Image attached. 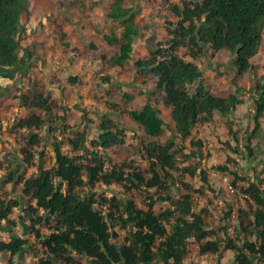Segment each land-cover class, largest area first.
I'll list each match as a JSON object with an SVG mask.
<instances>
[{
	"label": "trees",
	"instance_id": "trees-1",
	"mask_svg": "<svg viewBox=\"0 0 264 264\" xmlns=\"http://www.w3.org/2000/svg\"><path fill=\"white\" fill-rule=\"evenodd\" d=\"M29 7V0H0L2 69L20 65L21 21L29 16ZM168 8L171 13L167 22L169 39L159 41L155 47L147 46V54L133 60L136 41L142 32L138 22L141 6L136 3L128 6L125 0L111 1L106 17L117 22L121 30L110 31L104 39L107 44L118 46V52L112 57L106 53L100 56L101 61L114 68L133 65L137 77H150L152 88L162 92L164 103L171 107L174 137L166 142L152 140L144 148L150 177L140 170L126 171L110 157H105L108 149L126 141L123 128L107 114L101 116L94 140L89 141L84 131L69 136L68 146L56 140L53 163L45 167V154L39 149L48 145L53 132L50 126L54 115L52 104L36 89L21 96L19 110L36 109L44 117L33 112L10 126L13 134L21 139L17 141L20 159L5 170L0 166V170L7 175V182L21 187V192L15 200L2 201L0 197V235L4 232L8 237L0 240V253L14 257L30 249L32 264H82L77 261L78 257L88 264H184L189 244L196 242L202 255L218 254L223 247L237 253L235 264H264L263 178L250 182L231 171L227 164L235 162L232 157H228L225 165L216 166L214 169L224 176V173L233 176L232 180L228 177L236 189L233 196L238 199L241 195L247 196L237 208L232 205L226 210L218 208L223 213L218 222L211 221V205L195 208L191 195L193 186L183 179L179 182L186 192L173 195L171 191L177 183L175 171H181L182 176L197 175L198 166L180 168L181 161L197 155L210 156L201 154V141L192 142L196 150H191L190 154L184 152V142L192 137L195 126L214 121L216 114L229 117L240 102L236 94L220 96L210 91L195 61L207 51L216 55L225 50L234 55L240 75L249 72L250 59L263 40L264 0H181L180 3L170 1ZM90 47L97 49L93 43ZM180 49L185 51L183 55ZM28 56L27 69H30V51ZM103 80L110 82L109 77ZM262 80L263 84H257V98L253 102L255 126L245 139L249 156L254 155L252 140L264 119V77ZM67 81L79 84L80 77L70 76ZM2 95L0 91V97ZM124 97L132 99L127 94ZM111 107L117 112L116 106ZM120 114H126L148 137H159L164 132L160 111L150 102L141 109L118 110ZM232 125L228 123L229 134L239 144V133ZM44 126L47 130L42 135ZM32 171H36L35 176H29ZM199 177L210 189L208 173L201 170ZM115 184L123 191L120 198L104 197L98 192ZM151 189L161 194L155 196ZM202 189L203 186L194 191L202 193ZM133 190L147 195L148 202H144L143 207L138 205ZM158 202H167V208L157 212ZM15 209H21L29 219L27 223L20 218V224L27 234L33 235L35 243L13 230L16 222L11 215ZM42 219L47 223L54 221L46 235L37 228ZM230 225L236 229L234 238L227 235ZM251 236H255V240H251ZM37 244L39 249L35 248ZM7 264L14 263L10 259Z\"/></svg>",
	"mask_w": 264,
	"mask_h": 264
},
{
	"label": "rangeland",
	"instance_id": "rangeland-1",
	"mask_svg": "<svg viewBox=\"0 0 264 264\" xmlns=\"http://www.w3.org/2000/svg\"><path fill=\"white\" fill-rule=\"evenodd\" d=\"M111 1L113 0H29L30 14L21 21L20 65L14 69L0 68V91L3 93L0 97V166H3L4 170L20 159L18 142L21 139L10 130L11 124L33 112L44 117L39 110L21 111L18 108L20 97L36 89L48 97L54 114L50 118L53 132L50 134L48 145L44 149H39V152L45 154V167L53 163V144L56 140L63 141L68 146L66 142L69 136L74 137L78 131L86 132L89 141L94 140L98 134L97 125L101 121V116L107 114L123 128L126 141L123 145L108 149L105 157H110L116 164L125 167L126 171L140 170L150 177L147 173L148 156L144 148L152 140L166 142L174 137L171 107L164 103L162 92L146 94V89L153 90L151 78L137 77L133 65L120 69L101 61V53L112 57L118 52V46H111L104 39L110 31L121 30L117 22L106 17ZM170 1L181 2V0H125L126 5L136 3L142 9L138 17L142 32L136 41L133 60L146 55L147 46L155 47L159 41L169 39L170 26L167 22L168 17H171L168 8ZM91 43L95 44L96 50L90 47ZM28 51L31 52L30 69H27ZM179 53L183 55L185 51L180 49ZM195 62L203 71V81L210 91L220 96L236 94L240 102L236 111L229 117L216 114L214 121L198 123L195 126L192 137L184 142L186 147L184 152L190 154L191 150H196V147H192V142L201 141V154L210 156L205 158L197 155L181 161L180 168L198 166L197 175L182 176L181 171H175L177 183L172 186L171 191L173 195L186 192L179 182L183 179L192 185L194 190L203 186L202 193H196L194 190L191 192L195 208H202L207 204L225 210L230 205L237 208L238 204L242 205L243 202L238 196L228 194L221 179L223 172L214 168L225 165L228 157H232L235 162L227 164L231 171L251 181L257 177L264 179V119L261 129L252 140L253 156L248 155L245 141L255 126L253 102L257 98V84H263L264 32L261 47L250 59L251 68L246 74L240 75L237 72L234 55L225 50L216 55L207 51ZM70 76L80 77V83L74 85L68 83L67 79ZM107 77L110 78L109 83L103 80ZM124 94L132 96V99H126ZM148 102L159 109L164 121V132L159 137L146 136L126 114L118 115V110L141 109ZM111 106H116L117 112L112 110ZM230 122L233 129L239 133V144L229 134ZM46 130L47 127L44 126L41 134L45 135ZM178 141L179 139H175V142ZM4 170H0V197L2 201L9 198L18 199L21 187L7 182ZM201 170L208 173L210 189L203 185L199 177ZM224 174L230 180L233 179L230 173ZM35 175L36 171L29 173V176ZM262 189L264 190V184ZM98 192L104 197L115 195L120 198L123 194L122 189L116 184L98 189ZM150 192L155 196L161 194L156 189H151ZM133 194L139 206L143 207L144 202H148L144 192L133 190ZM167 206V202H158L155 208L158 212ZM11 218L16 222V226L12 227L16 234L35 243L33 235L27 234L20 224V218L27 223L29 220L22 210L15 209ZM53 222L47 223L42 219L37 228L46 235ZM121 233L124 235V230H121ZM1 239H8L6 233L0 235ZM250 239L255 240V236H251ZM35 248L39 249L40 245L37 244ZM30 251L26 249L22 255L14 257L8 253H0V264H7L10 259L14 264H32ZM236 254L235 251H226L222 247L220 253L204 258L199 251V244L191 242L184 264H218L219 261L221 264H235ZM77 261L88 264L80 257Z\"/></svg>",
	"mask_w": 264,
	"mask_h": 264
},
{
	"label": "built area",
	"instance_id": "built-area-1",
	"mask_svg": "<svg viewBox=\"0 0 264 264\" xmlns=\"http://www.w3.org/2000/svg\"><path fill=\"white\" fill-rule=\"evenodd\" d=\"M221 179L223 180L226 188H227V191H228V194H232L234 195L235 192H236V189L233 187V185L231 184L229 178L227 176H224L223 174L221 175ZM254 179H252V181L250 180V182H253ZM247 199V196L246 195H241L239 197V200H241L243 203H244V200ZM210 210H211V216H212V219L211 221H217L223 216V213H222V210L221 209H218V208H215L213 207V205L210 207ZM236 229H235V226L234 225H230L228 228H227V235L228 237L230 238H234L235 237V232ZM210 256V254H203V257L204 258H208Z\"/></svg>",
	"mask_w": 264,
	"mask_h": 264
},
{
	"label": "water",
	"instance_id": "water-1",
	"mask_svg": "<svg viewBox=\"0 0 264 264\" xmlns=\"http://www.w3.org/2000/svg\"><path fill=\"white\" fill-rule=\"evenodd\" d=\"M155 91H156L155 89H153V90L146 89L145 90V92H146L147 95H149L150 93L155 92Z\"/></svg>",
	"mask_w": 264,
	"mask_h": 264
}]
</instances>
